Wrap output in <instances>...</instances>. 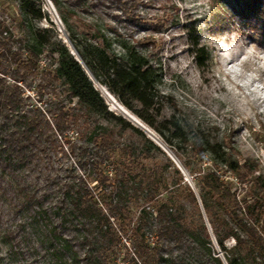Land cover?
I'll return each mask as SVG.
<instances>
[{
    "label": "trees",
    "instance_id": "1",
    "mask_svg": "<svg viewBox=\"0 0 264 264\" xmlns=\"http://www.w3.org/2000/svg\"><path fill=\"white\" fill-rule=\"evenodd\" d=\"M224 1L252 29L264 19V0ZM18 2L21 35L0 22V237L10 255L29 264H264L257 163L199 125L163 117L162 65L124 33L106 25L112 37L52 0L92 77L45 0ZM192 46L203 67L209 50L198 39ZM95 81L159 133L196 187L142 127L110 108ZM62 151L75 166L51 175L41 162Z\"/></svg>",
    "mask_w": 264,
    "mask_h": 264
},
{
    "label": "rangeland",
    "instance_id": "2",
    "mask_svg": "<svg viewBox=\"0 0 264 264\" xmlns=\"http://www.w3.org/2000/svg\"><path fill=\"white\" fill-rule=\"evenodd\" d=\"M62 1L68 9L75 8L82 22L97 23L112 37L114 34L106 25L116 28L161 63L163 78L159 90L163 117L175 114L235 145L240 150V158H251L257 163L255 174L264 175V19L252 21L257 27L252 29L251 21L232 12L224 0H80L75 6L70 3L75 0ZM43 11L48 13L63 41L66 40V25L52 0H45ZM24 18L26 14L18 0H0V22L16 37L21 35L19 25ZM70 22L81 25L75 17ZM34 23L49 25L46 19H34ZM79 30L83 31L84 27ZM196 39L210 53L203 67L194 58L192 42ZM114 48L122 51L118 43ZM95 84L110 108L142 127L180 168L188 183L196 187L181 159L159 133L124 106L142 126L123 113L116 105L119 102L104 93V86L96 81ZM165 162L162 159L161 163ZM41 163L55 175L65 173V168L72 169L75 157L62 151ZM203 165L207 169L209 159ZM167 197L168 192L163 191L160 198ZM139 210L141 206L135 204V219ZM29 262L20 255H10L0 237V264Z\"/></svg>",
    "mask_w": 264,
    "mask_h": 264
},
{
    "label": "water",
    "instance_id": "3",
    "mask_svg": "<svg viewBox=\"0 0 264 264\" xmlns=\"http://www.w3.org/2000/svg\"><path fill=\"white\" fill-rule=\"evenodd\" d=\"M64 42L69 43L68 46H70V49H71L72 54H74V55L76 56V58H77V60H79V62L83 63V65H84V67H86L88 73H89L90 75H92V73H91V71L89 70L88 66L85 64V62H84V60L82 59L80 53L78 52V50L76 49V47L74 46L73 42L71 41V39L69 38V36H68L67 34H66V40H64ZM92 77H93V75H92ZM96 82H97V81H96ZM97 83H98V82H97ZM102 89H103L104 93H105V94H106L111 100H113L114 102H116V99L112 96V94H110V92H109L107 89H105L104 87H102ZM116 105L119 107V109H120L123 113H125L126 115H128L130 118H132L133 120H135L138 124H140V125L142 126V124L139 123L134 117H132V115H130V114L128 113V111H127L122 105H120L119 103H116ZM143 127H144V126H143ZM144 128H145V127H144Z\"/></svg>",
    "mask_w": 264,
    "mask_h": 264
}]
</instances>
